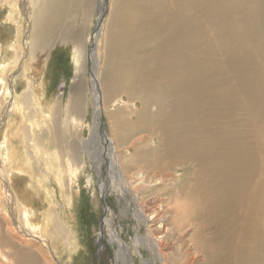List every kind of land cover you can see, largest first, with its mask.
Wrapping results in <instances>:
<instances>
[{"label":"bare ground","instance_id":"6f19581e","mask_svg":"<svg viewBox=\"0 0 264 264\" xmlns=\"http://www.w3.org/2000/svg\"><path fill=\"white\" fill-rule=\"evenodd\" d=\"M3 1L9 21L16 7L25 25L23 33L20 26L9 32L7 42L0 35V106L5 105L0 129L10 112H24L29 125L17 134L28 138L37 154L44 148L36 135L35 141L31 113L39 110L32 111L42 90L28 77L19 102L18 77L12 72L18 56L22 67L45 56L48 32L67 0ZM145 1L122 3L125 21L116 42L126 76L125 88L115 91L125 96L135 117L130 124L142 134L124 149L115 137L97 135L94 101L101 96L93 73L91 137L82 141L101 185L114 186H109L111 194L120 204L129 201L124 207L133 206L138 221L132 243L120 247L116 260L134 264L131 251L142 246L150 254L149 264H264V0H151L148 9ZM128 92L136 99H129ZM64 112L66 120L74 119L72 104ZM57 121L59 128L60 115ZM102 140L110 155L108 167L105 156L99 157ZM5 145L0 144V194L5 198L0 221L6 223V235L0 226V264H64L47 229L57 212L56 197L47 194L49 223L44 226L32 201L47 202L23 168L13 169L15 159ZM132 154L139 164L132 163ZM82 162L85 169L88 163ZM65 164L71 190L82 167L73 160ZM103 170L108 175L114 171L117 180L101 176ZM56 179L62 188L61 176ZM92 182L89 176L88 186ZM53 228L52 236H62L69 246L63 226Z\"/></svg>","mask_w":264,"mask_h":264},{"label":"rangeland","instance_id":"374dc122","mask_svg":"<svg viewBox=\"0 0 264 264\" xmlns=\"http://www.w3.org/2000/svg\"><path fill=\"white\" fill-rule=\"evenodd\" d=\"M109 1L74 0L72 2L67 0L63 13L48 32L49 44L46 49L48 52L44 56L47 59L40 57L38 63L27 60L25 67H22L24 60L19 62V56L14 57L19 50H16L13 55L14 58H12V60L17 59L14 60L16 68H13L12 74L16 78L18 77L19 80L16 79L15 86L18 101H24L25 97L23 96L29 87L27 84L30 76L38 85V89L42 90L39 93L37 92L35 96L34 104L37 103L33 106L34 110L32 111L35 112L38 108L39 110L36 113L32 111V113L29 111H26V113L34 114L36 122L33 128L34 138L35 141L36 136L37 139L39 138L37 141L44 150L34 154L29 143L27 144L28 138L24 139V136L17 134V131L20 129L25 131L23 128L29 125V121L24 118L26 117L24 112L20 111H12L7 115L8 118L4 117L5 121L0 129V132L2 131L0 133V144L5 145L6 143L5 146L8 145L11 149V157L15 159L16 164L13 169L23 168L30 175L33 187L45 198L46 204L44 201H32V206L41 212L40 217L44 226L49 223L45 215L47 213L45 211L49 207L47 194L56 197L54 201L57 212L53 216L52 224H49L47 229L56 243L54 246L56 257L64 264H121L116 260V255L122 245L132 243L136 233L135 228L138 226V221L133 216V206L130 208L124 207L128 205L129 201L122 199L124 203L120 204L117 196L111 194L114 186L110 184L108 187L111 186L112 188H108L101 185L82 143V141H87L91 137L89 126H92L93 123L92 95L95 93L92 86L93 73L98 76V78H94L98 94L100 93L101 96L98 101L97 98L94 101L96 116L98 114V121H100L97 126V135L101 138L115 137L117 146L124 149L142 134L130 124V120L135 117L130 116V104H127L125 96L121 92L115 91L119 88H125L123 77L126 76V72L120 62L122 54L117 52L116 45L120 29L125 21L121 16L124 13L122 3L125 0H111V10L109 9ZM3 5L4 1L0 0V35L3 36L2 40L7 42L10 37L9 32H13L17 26H20L21 33H23L22 26L25 25V22L23 23V20L18 21L20 16L15 10L16 7L13 8L16 14H13L12 21H9L7 8L6 6L3 8ZM144 5L148 9L151 0H146ZM121 11L123 13H120ZM146 47L148 48L147 44H143V48ZM92 53L95 54V59H92L91 56L94 55ZM75 59L78 60L77 63ZM17 62H19V65ZM48 62L49 66L47 65ZM40 96L43 97L38 100ZM128 97L129 99H136L129 92ZM5 102L7 104V101ZM69 104H72L75 110L73 120H66L65 118L64 109ZM21 107L23 108L22 105ZM4 108L5 105L2 104L0 114L4 112ZM111 109H120V111H112ZM27 115L29 114L27 113ZM58 115H60L59 128ZM111 127L114 128V133L110 131ZM57 130L60 133L57 134ZM47 134L51 135V138ZM152 143L154 144L155 141ZM262 147L264 148V146ZM99 152L101 159L105 156L106 165L110 161V155H107V147L103 140ZM129 157L132 163H140V160L134 158L133 154ZM69 160H73L77 167H82V161L84 160L88 163L85 169L84 167L79 169V176L73 179L71 190L67 174L69 169L65 164ZM101 173L103 177H108V179L112 177L111 179L117 180L114 171L109 175L105 170ZM60 176L62 180V186L60 187L62 188H58V179H56ZM89 176L93 177L91 186L87 184ZM77 189L80 191H77ZM4 201L5 198L1 196L0 205L3 203L2 207L5 206ZM56 224H59V227L63 226L65 235L68 236L69 246L66 245L62 236L58 238L52 236V230L50 229ZM5 225H2L0 221L3 235H6L4 229H2ZM138 228L140 229L139 235L144 236L145 229L142 226ZM53 229L55 230V228ZM100 234L103 237H100ZM117 238H120V240ZM109 239L113 240L111 244ZM141 252L145 262L141 257ZM131 254L134 264H149L151 261L150 254L142 246L139 247V250H132ZM46 256L50 259L48 252H46Z\"/></svg>","mask_w":264,"mask_h":264}]
</instances>
